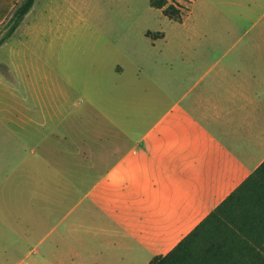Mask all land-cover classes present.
Instances as JSON below:
<instances>
[{"label": "crops", "instance_id": "0c3cea01", "mask_svg": "<svg viewBox=\"0 0 264 264\" xmlns=\"http://www.w3.org/2000/svg\"><path fill=\"white\" fill-rule=\"evenodd\" d=\"M19 1L0 0V28ZM69 1L80 20L119 11L113 8L116 0ZM33 8L26 14L30 20ZM188 15L179 22L182 27ZM23 27L32 26L23 22L17 30ZM71 27L82 33L69 41V93L44 87L45 76L19 88L18 96L0 100V128L8 135L2 145L10 139L6 143L13 144L21 164L30 149L47 165L53 159L61 165L52 166L51 185L37 178L42 170L31 167L39 183L28 189L19 217L46 220L36 218L35 195L50 202L49 215L69 204L66 229L46 233L38 244L52 237L42 249L22 244L19 264H149L172 250L264 162V23L254 33L238 22L193 26V38L180 41L183 61L173 85L168 73L148 64L146 75L153 82L160 74L161 85L156 82L147 94L151 119L135 140L123 131L133 124L95 115L92 104L76 102L78 93L96 94L100 86L125 96L137 78L135 42L116 39L120 30L109 23ZM203 31L210 36L206 40ZM161 33L152 40L164 38ZM154 41L143 56H154ZM49 123V130L39 128ZM36 237L31 232L19 239Z\"/></svg>", "mask_w": 264, "mask_h": 264}, {"label": "rangeland", "instance_id": "374dc122", "mask_svg": "<svg viewBox=\"0 0 264 264\" xmlns=\"http://www.w3.org/2000/svg\"><path fill=\"white\" fill-rule=\"evenodd\" d=\"M168 1L190 8L185 27H182V23L169 19L161 9L151 6L150 0H116L113 8L119 9L118 12L107 10L91 14L89 20H80L72 10L69 0H36L31 20L26 16L21 22L31 23L32 27L30 29L23 27L20 30L17 28L11 36L12 39L0 47V100L6 96H18L19 88L31 87L45 76L47 78L44 80V87L62 88L69 93V41L79 39V34L82 33L73 27L74 32L71 25L80 22L113 24L120 30V36H115L116 39L130 38L136 44L139 57L137 65L132 68L137 72L136 82L127 88L125 96L120 97L114 89L100 86L96 94L90 89L78 93L76 102L82 106L92 104L96 108L95 115L115 120L120 117L119 121L133 124V127H123V131L131 140L137 139L151 119V114L145 110V105L149 102L147 94L150 88L161 85L160 74L154 76L153 82L148 78L150 76L146 75L148 64L157 66L161 69L160 73H168L170 85H173L179 62L183 61V47L179 46L180 41L183 38H193V26L238 22L250 26L251 33H254L253 29L264 23V0ZM84 32L93 35L94 39L99 38L98 33ZM158 32H164V38L152 40ZM209 37L208 32H202V40ZM153 41L156 52L154 51L152 58H147L143 53L151 49ZM13 64L17 69L15 72ZM6 81L7 87L4 85ZM50 96L51 101H55L53 96ZM30 99V102H34L33 98ZM55 99L57 100L58 96ZM120 99L122 100L119 102ZM50 124L39 128L49 130ZM88 129L93 130V127L89 125ZM3 136L8 135L0 128V264H19L23 258L20 248L22 244L26 248L42 249L52 237L47 235L45 241L38 244L46 233L66 229L69 224V204L63 208L57 207L49 215L50 202L43 196L40 199V196L35 195L33 202H36L40 210L37 211L39 213L36 218L46 220L29 222L31 221L29 219L34 217H29L28 214L26 218L19 217L20 206L28 204L30 196L28 189L33 182L39 183L29 172L31 167L34 171L42 170L44 175L40 174L37 178L47 179V183L51 185L54 184L52 179L55 178L54 174H51L52 166L56 168L61 165L56 164L55 161L58 160L54 159V162L50 160L54 165L52 163L47 165L39 153H31L30 149L22 155L26 159L21 164V159H18L19 153L16 149L13 150V144L6 143L12 141L9 139L4 146L2 145ZM31 232L36 233L37 237L26 239L25 243H22L19 237Z\"/></svg>", "mask_w": 264, "mask_h": 264}, {"label": "trees", "instance_id": "16d2710c", "mask_svg": "<svg viewBox=\"0 0 264 264\" xmlns=\"http://www.w3.org/2000/svg\"><path fill=\"white\" fill-rule=\"evenodd\" d=\"M35 2L17 3L0 28V45L11 38ZM150 4L177 22L189 11L168 0H150ZM261 249L264 251V162L172 250L155 256L149 264H264Z\"/></svg>", "mask_w": 264, "mask_h": 264}]
</instances>
